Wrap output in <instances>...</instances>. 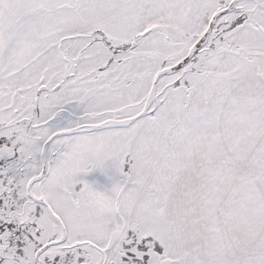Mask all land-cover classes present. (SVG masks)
<instances>
[{
    "label": "snow or ice",
    "instance_id": "obj_1",
    "mask_svg": "<svg viewBox=\"0 0 264 264\" xmlns=\"http://www.w3.org/2000/svg\"><path fill=\"white\" fill-rule=\"evenodd\" d=\"M0 264H264V0H0Z\"/></svg>",
    "mask_w": 264,
    "mask_h": 264
}]
</instances>
